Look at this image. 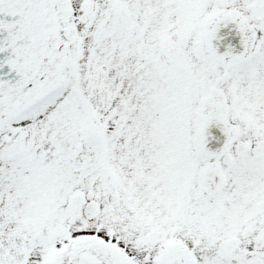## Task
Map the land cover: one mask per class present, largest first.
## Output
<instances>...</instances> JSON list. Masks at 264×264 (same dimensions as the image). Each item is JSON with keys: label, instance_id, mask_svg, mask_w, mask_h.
Here are the masks:
<instances>
[{"label": "snow or ice", "instance_id": "obj_1", "mask_svg": "<svg viewBox=\"0 0 264 264\" xmlns=\"http://www.w3.org/2000/svg\"><path fill=\"white\" fill-rule=\"evenodd\" d=\"M0 264H264V0H0Z\"/></svg>", "mask_w": 264, "mask_h": 264}]
</instances>
